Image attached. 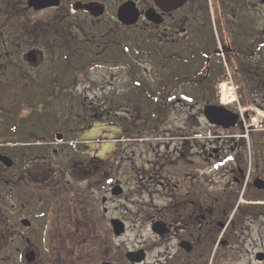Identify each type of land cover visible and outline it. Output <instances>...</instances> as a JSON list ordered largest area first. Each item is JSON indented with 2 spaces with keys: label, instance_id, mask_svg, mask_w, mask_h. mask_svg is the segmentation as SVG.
I'll use <instances>...</instances> for the list:
<instances>
[{
  "label": "flooded vegetation",
  "instance_id": "af4514ba",
  "mask_svg": "<svg viewBox=\"0 0 264 264\" xmlns=\"http://www.w3.org/2000/svg\"><path fill=\"white\" fill-rule=\"evenodd\" d=\"M179 2L0 0V264H238L241 238H264L254 0ZM144 32L185 44L201 69L182 73L184 91L109 93L161 98L162 113L176 98L173 122L124 116L95 137V114L78 122L75 109L79 64H94L79 46L121 50ZM58 98L71 106L54 110ZM254 254L248 264H264V246Z\"/></svg>",
  "mask_w": 264,
  "mask_h": 264
},
{
  "label": "rangeland",
  "instance_id": "374dc122",
  "mask_svg": "<svg viewBox=\"0 0 264 264\" xmlns=\"http://www.w3.org/2000/svg\"><path fill=\"white\" fill-rule=\"evenodd\" d=\"M253 15L255 27L264 29V8L261 7L260 0H254ZM199 24L200 23L195 21L191 22V26L194 30L198 28ZM148 36V32H144L142 37L131 36V39L134 40L133 43L127 41L128 43L125 48L123 46L121 50L115 48L113 50L104 49L101 51L102 48L93 46L91 47L92 51H90L87 50V48H89L88 44H86V46L82 43L80 44L79 53L84 55L79 57L87 60L88 57L86 58V53H88L91 58H93L94 64L88 65L82 61L79 64L81 68L86 67V69H82L79 73L81 76L79 79L80 82L78 83L79 97L75 99V109L79 117L78 122L95 114L94 117L97 125H95L94 128L95 137L102 136L108 138L110 136L107 127H104L105 121L122 123L125 120L124 116H126L129 122L131 118L134 119L133 117H137L141 120L144 119V122H160L161 120L173 122V111H175L176 108L177 111L181 109L182 103L178 104L176 98L171 100L170 103H167V101L165 102L167 107L165 104L163 105L165 106V110L162 113L160 110L157 111L162 105L160 103L161 100L155 101L147 99L148 102H144L145 99L130 98V95L121 98L113 94L109 95V93L123 90L126 92L132 91L134 93L136 91L143 93L149 90L159 91L161 87L166 86V83L171 81L174 77L181 76L182 73H194L201 69L199 61L196 62L191 59L190 65L188 66L186 62L183 61L186 54L185 44L175 45V48L168 49V45L157 46L155 44L146 43L145 41L150 42L152 40H159L158 37L150 38ZM191 39H193V37ZM202 64L204 65V63ZM30 76H37L36 72L31 73ZM128 76H136L137 80L143 85L141 84L139 88L132 86ZM185 89L186 86L181 82L175 87H172L173 91H184ZM41 101L42 99L40 98L30 99L29 106L33 107L32 111L36 112L37 106ZM62 104L70 107L71 99H51V106H53L52 108H54V110L57 106H62ZM250 105L254 106L255 104ZM174 106L176 107L174 108ZM134 109L138 110V112L135 113ZM256 118L257 117L254 119L256 120ZM263 119L264 115L261 116L260 114L259 120L261 121ZM52 121H54V118ZM133 121H135V119ZM117 133L118 132L115 131V137L113 136V139H118L116 138L118 137ZM119 152H122V148ZM130 234L132 235L133 233ZM253 237L254 238H241L242 241H240L239 247L243 254H239L238 264H248L250 260L254 259L255 250L264 246V238H258V233L255 230L253 232ZM244 240H246L245 243Z\"/></svg>",
  "mask_w": 264,
  "mask_h": 264
},
{
  "label": "trees",
  "instance_id": "16d2710c",
  "mask_svg": "<svg viewBox=\"0 0 264 264\" xmlns=\"http://www.w3.org/2000/svg\"><path fill=\"white\" fill-rule=\"evenodd\" d=\"M257 50V49H256ZM134 77V76H133ZM131 77L130 80H131V84L135 85L137 88H139L141 86V82L136 80L135 77L133 78ZM183 77L184 76H177V77H174L171 81H169L168 83H166V86L164 87H161L159 89V91H169V90H172V87H175L177 84H179L180 82L182 83V80H183ZM143 85V84H142ZM156 100H162L161 98H156Z\"/></svg>",
  "mask_w": 264,
  "mask_h": 264
},
{
  "label": "water",
  "instance_id": "95a60500",
  "mask_svg": "<svg viewBox=\"0 0 264 264\" xmlns=\"http://www.w3.org/2000/svg\"><path fill=\"white\" fill-rule=\"evenodd\" d=\"M183 1H184V0H180L179 5H181V4L183 3ZM263 2H264V0H263ZM147 15H148V14H147ZM148 17H149V19H151V18H152V19H155V16H154V17L148 16ZM159 22H160V21H159ZM212 110H213V107H207V109H206L207 112H210V111H212ZM213 115H220V113H218V112H213V113H211V114H210V113L208 114L209 117H211V116H213ZM229 120L231 121L230 124H233L234 121H235L233 118H230ZM210 121H211V122H215V121H218V120H214L213 118H210ZM217 123H219V122H217ZM0 157H1L4 161L7 160L6 157H2V156H0Z\"/></svg>",
  "mask_w": 264,
  "mask_h": 264
}]
</instances>
